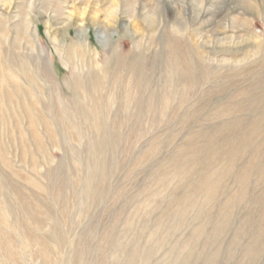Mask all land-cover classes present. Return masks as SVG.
<instances>
[{
    "label": "rangeland",
    "instance_id": "1",
    "mask_svg": "<svg viewBox=\"0 0 264 264\" xmlns=\"http://www.w3.org/2000/svg\"><path fill=\"white\" fill-rule=\"evenodd\" d=\"M0 264H264V0H0Z\"/></svg>",
    "mask_w": 264,
    "mask_h": 264
}]
</instances>
